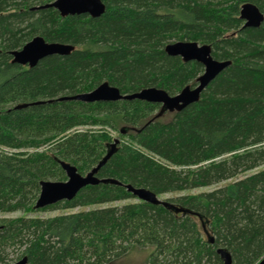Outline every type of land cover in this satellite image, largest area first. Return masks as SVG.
<instances>
[{"label":"trees","instance_id":"obj_1","mask_svg":"<svg viewBox=\"0 0 264 264\" xmlns=\"http://www.w3.org/2000/svg\"><path fill=\"white\" fill-rule=\"evenodd\" d=\"M54 0H0V214L34 211L41 181L64 182L63 161L99 184L47 208L74 209L135 199L125 188L156 196L201 188L165 201L136 200L54 218L0 219V264H113L146 251L143 264H257L264 256V0H101L99 18L61 17ZM255 5L258 28H243L239 9ZM35 37L68 44L33 68L11 52ZM174 42L207 45L229 61L179 112L141 101L83 103L58 98L106 83L122 95L157 88L169 96L196 85L203 68L169 57ZM106 130L117 133L113 138ZM40 146V152H29ZM10 150L12 153L5 152Z\"/></svg>","mask_w":264,"mask_h":264},{"label":"water","instance_id":"obj_2","mask_svg":"<svg viewBox=\"0 0 264 264\" xmlns=\"http://www.w3.org/2000/svg\"><path fill=\"white\" fill-rule=\"evenodd\" d=\"M54 9L61 17L74 15H87L90 18H99L104 12V4L101 0H54L52 3L44 4L31 10ZM239 19L243 22V28H258L263 22V14L251 4L244 3L239 9ZM74 50L68 44L46 43L41 37H35L26 43L20 50L10 53L12 63L21 67L33 68L39 61L49 56H67ZM164 52L169 57L180 58L183 62H195L202 66L203 72L196 79L194 87H185L178 94L169 96L166 92L157 88H144L132 94L122 95L118 89L106 83L88 93L65 96L58 98V101H77L83 103H105L117 101H141L148 104H156L166 112H179L187 106L198 102L200 94L208 84L216 78L225 68L230 65L229 61H216L210 54L207 45H199L195 42H174L167 44ZM118 140L110 145L105 156L85 175L77 172L76 168L68 163L59 161L66 180L64 182L41 181L38 198L34 209L46 207L71 201L76 195L88 186L99 184H113L121 186V183L113 179H99L97 177L100 168L114 153ZM126 190L138 201L160 205L168 209H175L173 205L158 200L157 196L149 190L125 186ZM217 253L223 260V264H232L230 255L224 250L218 249ZM14 264H27L26 257L16 261ZM257 264H264V256Z\"/></svg>","mask_w":264,"mask_h":264},{"label":"rangeland","instance_id":"obj_3","mask_svg":"<svg viewBox=\"0 0 264 264\" xmlns=\"http://www.w3.org/2000/svg\"><path fill=\"white\" fill-rule=\"evenodd\" d=\"M108 132V134H110V136H112L113 138H116L118 135L116 132L110 131V130H106ZM47 147L45 146H40L39 148L36 149H30L28 150L29 152H40L45 150ZM5 152H9L12 153V151L10 150H4ZM85 175V174H82ZM211 188H201V189H197V190H189V191H184V192H179V193H165V194H161L158 195L157 198L160 201H172L173 199L179 197V196H185V195H192V194H198V193H202V192H207L209 190H211ZM136 199H129V200H125V201H121V202H116V203H112V204H103V205H96V206H91L88 208H74V209H64L63 207L59 206V207H55V208H44V209H38V210H34L32 212H29L27 214H23L22 212H15V213H9V214H0V219L1 218H6V219H16L18 217L21 216H28V217H36V218H54L63 214H68V213H77L79 211H83V210H91V209H99V208H106V207H110V206H122L124 204H128V203H135ZM147 256V252L146 251H134L126 256H124L123 258H121L118 261L113 262V264H143L145 258ZM17 260L14 259L11 264H14Z\"/></svg>","mask_w":264,"mask_h":264}]
</instances>
